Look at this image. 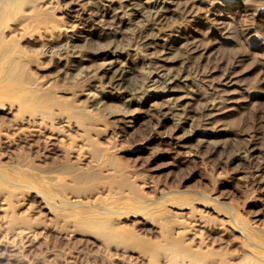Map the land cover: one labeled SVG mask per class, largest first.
Segmentation results:
<instances>
[{
  "label": "rangeland",
  "instance_id": "rangeland-1",
  "mask_svg": "<svg viewBox=\"0 0 264 264\" xmlns=\"http://www.w3.org/2000/svg\"><path fill=\"white\" fill-rule=\"evenodd\" d=\"M10 1L0 264H264V0Z\"/></svg>",
  "mask_w": 264,
  "mask_h": 264
},
{
  "label": "bare ground",
  "instance_id": "bare-ground-1",
  "mask_svg": "<svg viewBox=\"0 0 264 264\" xmlns=\"http://www.w3.org/2000/svg\"><path fill=\"white\" fill-rule=\"evenodd\" d=\"M10 1V0H9ZM12 1V0H11ZM10 1V2H11ZM1 2H2V0H1ZM153 2V1H152ZM155 2V1H154ZM4 3V2H3ZM2 3V4H3ZM108 3V2H107ZM5 4V3H4ZM197 4V3H196ZM6 5V4H5ZM153 5V4H152ZM15 7V6H14ZM94 8V7H93ZM107 8V7H106ZM15 9H16V7H15ZM73 9V8H72ZM97 9V8H96ZM145 8H143L142 10H144ZM136 10V9H135ZM167 10H168V7L166 6V8H163V7H160V8H157L156 10H154V11H152L153 12V16H152V18H151V20L153 21V23L154 24H156L154 27H152L151 29H150V27L152 26V21H151V24L149 25V30L148 29H145V30H142V31H140V34H139V36H140V38L142 37V39H143V43H144V45L145 46H150V47H154L153 45H157L158 44V41H157V38H155V37H152V36H150V35H153V30L155 29V27L157 26V25H159L162 21H164V19H165V17H166V14H167ZM75 11V10H74ZM146 11H148V10H146ZM67 12V11H66ZM73 12V11H72ZM87 12V11H86ZM76 13V12H75ZM93 13V12H92ZM95 14V13H94ZM142 14V13H141ZM1 15V14H0ZM80 15V14H79ZM117 16V15H116ZM141 16V15H140ZM148 16V15H147ZM192 17V16H191ZM196 17V16H195ZM73 18V17H72ZM98 18V17H97ZM138 18V17H137ZM109 19V18H108ZM198 20V19H197ZM85 23V22H84ZM90 23V22H89ZM79 24V23H78ZM86 24V23H85ZM111 24V23H110ZM89 25V24H88ZM112 25V24H111ZM109 26V25H108ZM110 27V26H109ZM182 27V26H181ZM94 28H96V27H94ZM2 29H3V26H2ZM182 29V28H181ZM113 30V29H112ZM91 31V30H90ZM89 31V32H90ZM150 31V32H149ZM192 31V30H191ZM174 32V31H173ZM92 33V32H91ZM0 34H2V33H0ZM109 34V33H108ZM192 34V33H191ZM91 35V34H90ZM110 35H112V34H110ZM188 35V34H187ZM116 36V35H115ZM88 37V36H87ZM116 38V37H115ZM193 38V37H192ZM194 38H195V36H194ZM200 38V37H199ZM92 39V38H91ZM86 40V39H85ZM195 40V39H194ZM1 41V40H0ZM5 42V41H4ZM139 42H140V40H139ZM87 43V42H86ZM94 43V42H93ZM31 45V44H30ZM74 45V44H73ZM80 45V44H79ZM93 45V44H92ZM56 46V45H55ZM191 47V46H190ZM189 47V48H190ZM14 48V47H13ZM110 49V48H109ZM166 50V49H165ZM169 50V49H168ZM3 51L4 52H6L7 51V47H4L3 48ZM47 51V50H46ZM107 53V52H106ZM109 53V52H108ZM112 53V52H111ZM162 53H164V51H162L161 52V54ZM184 53V52H183ZM51 55V54H50ZM108 55V54H107ZM85 56V55H84ZM90 57V56H89ZM91 57H93V56H91ZM77 58V57H76ZM105 58V57H104ZM10 59V58H9ZM51 59V58H50ZM75 60V59H74ZM97 60V59H96ZM85 61V60H84ZM83 61V62H84ZM160 61V60H159ZM64 62V61H63ZM76 62V61H75ZM91 62V61H90ZM72 63V62H71ZM191 63V62H190ZM156 64H158V66L159 65H161V64H159L158 62H156ZM186 64V63H185ZM188 64V63H187ZM164 65V64H163ZM21 66H22V63H21V61H17V60H14L12 63H10V65H8V67H7V69H6V71H8L7 72V75H8V77L10 78V77H12V78H14V79H17V78H21L22 77V71L20 72V69H18V68H21ZM106 66V65H105ZM109 66V65H108ZM167 66V65H166ZM184 66V65H183ZM60 67V66H59ZM64 67H65V65H64ZM67 67V66H66ZM18 69V70H17ZM61 69V68H60ZM128 69V68H127ZM22 70V69H21ZM68 70V69H67ZM66 70V71H67ZM119 71V70H118ZM125 71L124 70H121V71H119L115 76H113V78H112V81H111V83L112 84H114V85H121V84H124L123 82V80L125 79V73H124ZM176 73V72H175ZM189 74V73H188ZM212 74V73H211ZM179 75V74H178ZM178 75H176V74H171V73H169V75L168 76H166V78H165V80H164V87H165V89H166V91H173V92H175L176 91V88L178 87V85H179V82H180V79L181 78H179V76ZM201 77H203V76H201ZM99 78V77H98ZM199 82V81H198ZM94 83V82H93ZM140 84V83H139ZM143 86H144V84H143ZM136 87V86H135ZM195 87V86H194ZM32 90V89H31ZM81 93V92H80ZM171 94V93H170ZM233 94V93H232ZM120 95V94H119ZM174 96V95H173ZM200 97V96H199ZM45 99H47V96L46 95H42L39 99H38V101H37V103L38 104H43V102H45ZM83 99V98H82ZM201 100V99H200ZM231 103V102H230ZM170 104V103H169ZM181 106V103H179V102H177V103H175V108L177 107V106ZM216 105V103L215 102H213V103H211L209 106L211 107V108H213L214 106ZM183 108V107H182ZM76 109V108H75ZM173 108H172V106L170 105L169 106V108H168V110H172ZM208 110V109H207ZM4 111V110H3ZM180 111V110H179ZM187 111V110H186ZM178 112V111H177ZM172 113V112H171ZM185 113V112H184ZM41 114H44V112L41 110V109H39L38 108V110L35 112V113H30V115H32V116H34V117H37V116H39V115H41ZM189 114V113H188ZM45 115V114H44ZM44 115H42V116H44ZM163 115H164V113H163ZM5 116V115H4ZM74 117H76V118H78L79 116H77V114L74 116ZM119 117V116H118ZM216 118V117H215ZM66 120H62L61 122L63 123V122H65ZM38 122V121H37ZM61 122H60V124H61ZM213 123V122H212ZM39 124V123H38ZM63 125H64V123H63ZM220 125V124H219ZM34 138V137H33ZM58 141V140H57ZM244 147V146H243ZM241 151V150H240ZM247 152V151H246ZM247 154V153H246ZM238 156V155H237ZM234 157V156H233ZM5 171V170H4ZM255 172V171H254ZM257 172V171H256ZM1 173V172H0ZM256 174V173H255ZM3 175V174H2ZM9 181H11L10 179H8ZM12 182V181H11ZM79 199V198H78ZM62 200H64V199H62ZM70 202V201H69ZM72 202V201H71ZM75 202V201H74ZM67 203H68V201H67ZM63 204H65V203H63ZM62 204V205H63ZM66 206V205H65ZM68 206H70V205H68ZM64 206H62V208H63ZM69 210H71V209H69ZM92 225H93V227H97V223H95V224H93V223H91ZM172 242V248H171V250H172V252L170 251V252H168V254H169V256H170V259H173V258H177L178 257V248L177 247H180V244L181 243H183V241H176V240H174V241H171ZM187 242V241H186ZM169 244H170V241H169ZM169 248V247H168ZM170 249V248H169ZM180 252H181V250H180ZM176 264V263H175ZM178 264H180V262L178 261Z\"/></svg>",
  "mask_w": 264,
  "mask_h": 264
}]
</instances>
